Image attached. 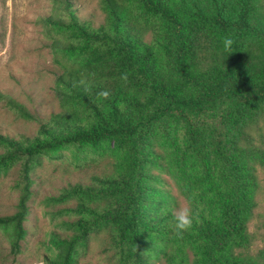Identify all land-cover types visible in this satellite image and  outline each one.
I'll list each match as a JSON object with an SVG mask.
<instances>
[{"label": "trees", "instance_id": "obj_1", "mask_svg": "<svg viewBox=\"0 0 264 264\" xmlns=\"http://www.w3.org/2000/svg\"><path fill=\"white\" fill-rule=\"evenodd\" d=\"M69 12V0H54ZM103 21L51 14L46 27L67 30L58 48L73 60L54 80L59 112L35 135L0 133V169L20 162L10 252L20 250L32 185L31 162L73 145L113 147L110 173L76 183L59 197L80 201L75 241L109 231L118 264H264L249 254L247 221L255 208V166H264L253 126L264 119V0H99ZM0 101L24 120L15 99ZM210 157H212V164ZM188 202L144 208L163 164ZM72 249V245L69 250ZM67 251L66 258L69 257ZM153 253V255H152ZM56 264H67L63 260Z\"/></svg>", "mask_w": 264, "mask_h": 264}, {"label": "rangeland", "instance_id": "obj_2", "mask_svg": "<svg viewBox=\"0 0 264 264\" xmlns=\"http://www.w3.org/2000/svg\"><path fill=\"white\" fill-rule=\"evenodd\" d=\"M69 1L71 8L66 12L55 11L54 0H0V94L21 103L34 117L24 120L0 101V133L15 137L35 135L40 124L59 112L54 80L64 67L73 65V60L58 48V41H66L68 33L66 29L46 27L40 20L51 14H61L66 19L74 14L81 21L97 26L104 19L99 0ZM252 135L256 145L264 149V119L253 126ZM114 160L112 146L96 152L73 145L34 158L24 222L27 234L20 242L18 254L13 256L12 227H0V264H56L63 260L67 264H118L117 250L111 247L109 231L105 229L91 230L85 239L71 243L79 233L75 222L81 215L70 209L80 200L59 197L76 183H89L94 175L110 173ZM210 160L212 164V157ZM19 170L20 162L0 169V216L16 211L22 187ZM152 172L157 180L144 198V208L159 211L172 203L173 213L185 219L188 202L166 161L155 165ZM255 174L256 205L247 221L248 252L260 256L264 263V166L256 165ZM67 251L69 257L65 259ZM148 264L164 263L151 257Z\"/></svg>", "mask_w": 264, "mask_h": 264}]
</instances>
